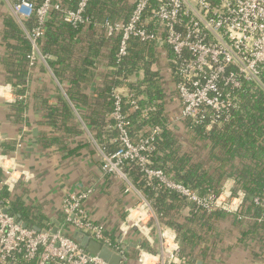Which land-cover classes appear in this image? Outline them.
<instances>
[{
  "label": "trees",
  "instance_id": "16d2710c",
  "mask_svg": "<svg viewBox=\"0 0 264 264\" xmlns=\"http://www.w3.org/2000/svg\"><path fill=\"white\" fill-rule=\"evenodd\" d=\"M31 1L36 10L43 0ZM79 1L57 0L64 8L71 10L77 8ZM132 8V0H88L82 11V17L87 23L76 25L66 22L58 10H48L43 22V32L36 39V46L46 57L56 79L66 83L67 100L60 98L58 106H53L41 98L42 107L51 113L52 124L56 120L62 123L72 122L70 103L83 107V122L93 137L104 143L105 151L113 153L120 147L117 140L118 130L115 128L114 119L110 117L114 109V89L126 88L127 93L122 98L126 130L133 143L142 138L150 140L152 149L147 152L150 166L163 170L201 195L209 192L218 194L223 183L233 178L235 188L245 193L242 208L234 215V222L247 224L242 239L255 233L264 234V208L253 203V198L261 195L264 186L263 91L249 88L240 90L238 107L232 108L226 121L220 125L207 128V121L192 122L181 119L178 128L171 127L168 123L169 109L177 103L180 111L181 100L176 91L173 97L174 92L168 90V85L160 77L159 71L152 69L157 62L155 43L131 37L127 42L126 53L117 56L120 35L105 38V23L126 22ZM20 25L11 16L5 17L2 22L5 51L0 62L4 80L12 85L15 94H23L28 70L39 60L37 58L30 65L32 44L26 34L37 26L35 16L25 19L22 22L23 27ZM166 49L168 58L172 59V50L168 46ZM100 65L104 70L99 73L101 75L96 81L99 85L92 89L90 95L85 94L82 86L87 87L94 82ZM172 66L173 64H169L170 68ZM170 70V80L175 84V69ZM18 86L21 88L16 89ZM132 100L136 101V108L130 105L129 101ZM24 108L22 101L15 102L16 115L19 116ZM153 127H159L160 132L152 136ZM67 131L74 132V129L71 127ZM48 142L49 139L44 143L48 145ZM123 170L132 185L149 201L159 222L175 230L180 240L182 257L190 258L193 255L190 252L193 246L211 242L206 238L207 234L216 230L215 223L226 212L215 210L207 213L201 208H195L189 217L182 219L180 212L187 205L184 198L160 184L157 179L147 180L134 160L125 161ZM7 198L8 191L2 189L0 204L5 205ZM8 211L26 224L40 229L50 226L41 215L35 214L32 208L20 202H11ZM63 218L62 213L61 223ZM244 218L247 220L243 221ZM68 227L71 231L64 232ZM73 228L66 225L62 231L72 238V234L77 231ZM198 229L203 233H199ZM212 237L218 236L213 234ZM73 240L79 243L78 240ZM123 254L128 258L136 257V250L128 249ZM199 254L204 255L205 251L202 250ZM17 261L22 264L36 263L35 260H23L21 255L17 256Z\"/></svg>",
  "mask_w": 264,
  "mask_h": 264
},
{
  "label": "built area",
  "instance_id": "2783aa9c",
  "mask_svg": "<svg viewBox=\"0 0 264 264\" xmlns=\"http://www.w3.org/2000/svg\"><path fill=\"white\" fill-rule=\"evenodd\" d=\"M87 1L80 0L74 10L64 8L57 0H43L36 10L31 0H17L13 4V13L20 24L33 15L37 23L27 33L32 44L30 65L37 58L46 59L39 52L36 39L43 32L48 10H58L72 25L83 24L87 23L82 17ZM132 4L126 22L105 23L106 35H120L117 56L126 53L131 37L167 45L172 50L174 57L169 58V64L175 69V91L181 100L177 120L207 121V128L220 125L226 121L230 110L238 107L240 90L258 89L264 93V0H132ZM123 96L120 88L114 89L111 117L118 130L120 147L107 153L103 144L98 146L102 169L127 180L124 162L134 160L147 180L157 179L195 208L237 214L245 193L235 188L233 179H227L218 194L201 195L163 170L150 166L147 155L152 149L150 140L142 138L133 143L126 130ZM129 103L137 107L135 100ZM159 132V127L151 128L152 136ZM16 146L21 147V143L18 141ZM0 168V191L12 192L19 179L17 175L28 177L24 165L13 154L0 153ZM130 190L135 191L137 199L126 207L125 216L113 233L103 223L93 221L83 208L92 189L73 191L62 199L64 218L56 233L51 231V226L40 231L23 227L14 215L3 210L7 207L0 204V261L13 264L21 255L25 261L36 260V264H109L64 234L62 229L71 225L120 255H124L122 247L133 243L136 264H183L186 259L180 254L175 230L159 222L140 190L129 185L126 191ZM253 203L264 208V186L261 195L253 198ZM131 233H134V240L129 239Z\"/></svg>",
  "mask_w": 264,
  "mask_h": 264
},
{
  "label": "crops",
  "instance_id": "0c3cea01",
  "mask_svg": "<svg viewBox=\"0 0 264 264\" xmlns=\"http://www.w3.org/2000/svg\"><path fill=\"white\" fill-rule=\"evenodd\" d=\"M16 1L0 0V58L5 51L2 22L7 16L16 19L12 10ZM16 21L20 23L17 19ZM105 38H109L106 32ZM166 47L155 44L157 62L152 69L159 71L160 77L168 85V90L174 92L175 84L170 80L172 72ZM103 70L104 67L100 65L94 82L90 86H82L85 94L90 95L92 89L99 85L96 81ZM4 78L0 62V134L6 136L5 142L0 146V153L16 155L17 161L24 165L28 174L27 178L16 176L19 179L15 182L13 191L8 192L5 206L10 209L11 202H20L32 208L35 214L41 215L51 227H59L62 199L70 192L92 189L89 197L83 202V208L93 221L103 223L107 230L113 233L124 218L126 207L136 201L137 195L134 190L126 191L127 187L132 185L126 174L127 180L102 169L98 146L104 143L98 142L83 122L81 112L84 108L70 103L72 122L62 123L56 120L52 124V115L42 107L41 98L45 99L48 105L58 106L60 98L67 100L66 83L56 79L47 59H39L28 70L23 94H15L12 85ZM19 88L21 86L16 87ZM117 88H120L124 95L127 93L126 88ZM172 95L175 97V92ZM16 101H22L25 105L19 116L15 111ZM177 113L179 110L176 103L171 105L168 112V123L174 128H178L181 123L176 119ZM71 127L74 132L67 131ZM48 139L47 145L44 142ZM54 139L56 142H53ZM18 141L21 143L19 148L16 146ZM193 211L195 207L187 202L180 212L181 218L189 217ZM246 225L234 222V215L226 213L215 223L216 230L207 234L206 238L211 242L193 246L190 251L193 255L183 264H264V234L255 233L242 239ZM70 231V227L67 231L64 229V232ZM198 232L203 233L200 229ZM213 234L218 237L213 238ZM129 239H135L134 233H131ZM178 241L180 243L179 238ZM202 250L205 251L204 255L199 254ZM135 259L134 256L128 258L125 264H136ZM0 264L11 263L0 261ZM13 264L22 263L16 261Z\"/></svg>",
  "mask_w": 264,
  "mask_h": 264
},
{
  "label": "water",
  "instance_id": "95a60500",
  "mask_svg": "<svg viewBox=\"0 0 264 264\" xmlns=\"http://www.w3.org/2000/svg\"><path fill=\"white\" fill-rule=\"evenodd\" d=\"M179 113H177L176 115H178ZM33 131H35V129H33ZM5 135H1L0 134V146L5 142ZM2 206V204H1ZM3 210L5 212L8 211V208H3ZM10 215H13L12 212H9ZM14 219L20 223L23 227H28V228H32L36 231H40V228L37 226H34L32 224H26L24 222H22L18 216L14 215ZM57 223V222H55ZM58 230V227L55 225L52 227L51 231L53 233H56ZM65 231H67V229H65ZM72 238L76 239L79 241V245L81 247H83L87 252H89L90 254L93 255H97L98 257H100L101 259H103L104 261L108 262L109 264H125L128 260L127 256L125 255H120L114 251H112L111 249H109L108 247H106L105 245H102L101 243L95 241L94 239H92L90 236H88L86 233H79L78 231H75L72 234ZM134 247L133 243H130L129 245L122 247L125 250H128L129 248Z\"/></svg>",
  "mask_w": 264,
  "mask_h": 264
},
{
  "label": "clouds",
  "instance_id": "9594fccd",
  "mask_svg": "<svg viewBox=\"0 0 264 264\" xmlns=\"http://www.w3.org/2000/svg\"><path fill=\"white\" fill-rule=\"evenodd\" d=\"M8 87H10V86H8ZM5 167H7V163H5Z\"/></svg>",
  "mask_w": 264,
  "mask_h": 264
}]
</instances>
